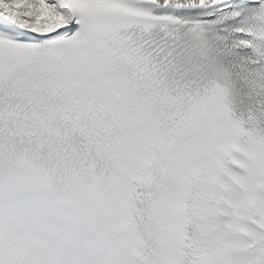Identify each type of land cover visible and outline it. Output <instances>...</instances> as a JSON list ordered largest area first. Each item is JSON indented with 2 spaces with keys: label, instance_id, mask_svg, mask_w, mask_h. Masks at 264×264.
I'll use <instances>...</instances> for the list:
<instances>
[{
  "label": "snow or ice",
  "instance_id": "obj_1",
  "mask_svg": "<svg viewBox=\"0 0 264 264\" xmlns=\"http://www.w3.org/2000/svg\"><path fill=\"white\" fill-rule=\"evenodd\" d=\"M0 264H264V0H0Z\"/></svg>",
  "mask_w": 264,
  "mask_h": 264
}]
</instances>
